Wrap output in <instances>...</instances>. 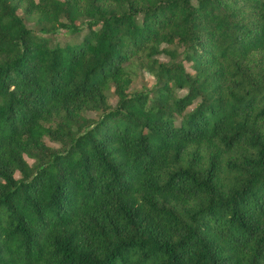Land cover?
Returning <instances> with one entry per match:
<instances>
[{"label":"trees","instance_id":"1","mask_svg":"<svg viewBox=\"0 0 264 264\" xmlns=\"http://www.w3.org/2000/svg\"><path fill=\"white\" fill-rule=\"evenodd\" d=\"M0 264H264V0H0Z\"/></svg>","mask_w":264,"mask_h":264},{"label":"rangeland","instance_id":"2","mask_svg":"<svg viewBox=\"0 0 264 264\" xmlns=\"http://www.w3.org/2000/svg\"><path fill=\"white\" fill-rule=\"evenodd\" d=\"M27 25L29 27H33L32 26V23L29 22V21H26ZM82 32H80V34H82ZM54 41L55 42H58L60 44H64L65 42L67 41H75V38L72 34H70L69 32H64L63 30L57 32V34L54 36ZM159 58L162 60V61H166L167 59L163 56V55H160ZM153 83V79L149 76L148 73L146 72H142L140 73V76L133 82L132 86L130 87L131 90H134V89H140L141 86H150L151 84ZM183 93V91H182ZM180 94V93H179ZM110 103L112 105L115 104V99L114 98H110ZM88 116H91V117H94L95 114L94 113H87Z\"/></svg>","mask_w":264,"mask_h":264}]
</instances>
